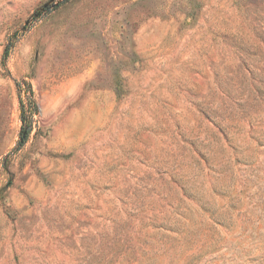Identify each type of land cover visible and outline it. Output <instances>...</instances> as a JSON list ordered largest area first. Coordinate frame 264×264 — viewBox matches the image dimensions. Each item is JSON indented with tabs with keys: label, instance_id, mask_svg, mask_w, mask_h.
I'll use <instances>...</instances> for the list:
<instances>
[{
	"label": "rangeland",
	"instance_id": "1",
	"mask_svg": "<svg viewBox=\"0 0 264 264\" xmlns=\"http://www.w3.org/2000/svg\"><path fill=\"white\" fill-rule=\"evenodd\" d=\"M0 264H264V0H0Z\"/></svg>",
	"mask_w": 264,
	"mask_h": 264
},
{
	"label": "trees",
	"instance_id": "2",
	"mask_svg": "<svg viewBox=\"0 0 264 264\" xmlns=\"http://www.w3.org/2000/svg\"><path fill=\"white\" fill-rule=\"evenodd\" d=\"M66 1H68V0H66ZM47 9H48V7L44 8V10H47ZM36 15H38V14H36ZM7 55H8V49L6 48L4 51L3 57L6 58ZM21 109H22V113H21L22 126H21L20 132H19L18 148L22 147L27 142L30 131H31V124L24 117L22 104H21Z\"/></svg>",
	"mask_w": 264,
	"mask_h": 264
}]
</instances>
